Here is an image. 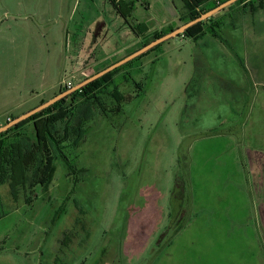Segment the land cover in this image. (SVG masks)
Masks as SVG:
<instances>
[{
    "label": "rangeland",
    "instance_id": "1",
    "mask_svg": "<svg viewBox=\"0 0 264 264\" xmlns=\"http://www.w3.org/2000/svg\"><path fill=\"white\" fill-rule=\"evenodd\" d=\"M196 1L204 9L222 0ZM246 4L212 23L223 27ZM186 6L182 0H137L127 22L109 0H0V123L54 98L75 73L89 68L78 85L182 26ZM133 22L145 24L147 33L135 35ZM229 22L216 36L222 33L234 50L242 42L264 52L258 24L246 20L243 33L240 24L232 22L235 30ZM204 30L197 25L190 34ZM188 39L182 34L162 43L103 83L110 92L117 87L125 100L101 99V112L79 147L69 149L67 162H56L47 192L39 186L30 203L15 204L8 187L0 188L6 213L0 219V264H264L261 196L255 213L253 203L248 216L244 208L234 210L238 199L226 188V154L210 147L214 138H202L210 146L199 150L194 107L183 120L194 69ZM254 81L264 83V77ZM221 92L218 98L227 93ZM223 111L210 112L203 127L229 119ZM189 155L191 178L183 160ZM231 180L237 181L235 175ZM156 194L154 228L136 239L145 199Z\"/></svg>",
    "mask_w": 264,
    "mask_h": 264
},
{
    "label": "crops",
    "instance_id": "2",
    "mask_svg": "<svg viewBox=\"0 0 264 264\" xmlns=\"http://www.w3.org/2000/svg\"><path fill=\"white\" fill-rule=\"evenodd\" d=\"M241 5L239 7H242ZM236 8L233 7L219 16L225 17ZM235 13L236 17L230 15V18L226 20L227 22L220 29H228L229 21H231L235 30L237 29L235 24L238 23L240 24L238 27L243 32V25L248 20L251 25L258 24L259 33L264 37V7L256 13L246 12L244 8L237 9ZM242 32L240 31L241 36L244 38V32ZM197 38L186 40L193 46L194 69L192 77L186 85V105L182 112L184 115L183 120L188 117L186 114L187 108L189 106L194 107L193 112L196 115V120H193L195 122L193 128L199 133L193 135V137H196L195 140L202 143L199 150L203 151V146H210L200 141L202 138H214L212 139L214 146L211 145L210 147L216 151L220 150V156L226 154L227 157L228 170L225 172V178L229 179L226 182V188H229L230 198L238 199V204L234 207V210L240 207L244 208L245 210H242V213L247 215L250 204L253 203L252 208L254 211L256 196H261L262 204L258 210V218L261 219L264 228V114L260 116L256 113L257 110L259 113L264 112V83L263 81L262 83L254 81L255 78L261 79L264 77V52H261L258 46L257 48L253 47V50L252 48L246 49L243 47L242 42L239 49L234 50L229 47L228 41L223 38L222 33L218 36L216 34H205ZM239 51L245 53L246 59L239 54ZM216 58L219 60V66H213ZM250 70L252 72L256 71V74H251ZM88 71L89 68L75 73L73 80L70 81L72 87L76 85V79L81 75H87ZM234 75L238 77V80L234 79ZM256 86L261 90L255 91ZM222 89H225L227 93L224 94L225 96H219L218 98V95L222 94ZM35 107L28 109L21 115ZM221 108L224 110L223 113L229 114V119H224L218 124L215 123L204 128L202 122L205 121L206 116L210 112H218ZM15 118L17 117L13 115L8 116L6 123ZM6 123H0V127ZM201 130L206 131L202 132ZM192 159L194 158L191 155L186 156V158L183 156L184 163L188 166L190 178L192 162H194ZM199 170L202 169L199 168ZM195 171H197L196 168ZM232 175H235L237 181H230ZM159 196L160 194H156L154 200ZM0 215L5 217L6 213L4 214L1 210Z\"/></svg>",
    "mask_w": 264,
    "mask_h": 264
},
{
    "label": "trees",
    "instance_id": "3",
    "mask_svg": "<svg viewBox=\"0 0 264 264\" xmlns=\"http://www.w3.org/2000/svg\"><path fill=\"white\" fill-rule=\"evenodd\" d=\"M109 1L117 13L127 22H129V19L134 18L137 0ZM182 1L186 3V10L188 11L187 14L181 13L180 15L182 22L185 24L198 18L202 13L216 8L227 0L214 2L204 9H202L203 1ZM247 1L249 0H239L210 19L198 23L197 25H202L205 28L203 33L192 36L190 31L193 26L183 35L192 40L198 39L197 37L205 34L215 35L217 30L220 29V25L219 23H212L213 18ZM263 7L264 0H251L244 6V10L256 13L262 10ZM131 29L138 36L144 35L148 31L145 24H137L135 22L132 23ZM173 30L175 29L157 35L153 40ZM153 40L145 43V45L151 43ZM160 45L154 49H158ZM134 61L115 69L67 98L60 100L53 106L0 134V188L3 186L8 187V192L13 203H19L20 200L24 199L27 204L30 203L31 195H34V190L39 186L42 187L43 191H48L57 171L56 162H67L69 149L79 147L87 133L88 127L96 121L101 112V99L109 95L108 97L110 98L108 99L107 97L106 101L112 100L121 103L122 100H125V96L117 90V87H114L113 91L110 92L108 91V87H103V83L120 69L131 67ZM67 89L62 88L61 91ZM94 90L96 92H93ZM78 97H81L83 100L77 105L76 99ZM68 101L71 102L68 104ZM30 125L33 126V133L29 130ZM68 167L71 169L69 163ZM1 207L2 201L0 197V209ZM0 217L3 218L4 216L0 215Z\"/></svg>",
    "mask_w": 264,
    "mask_h": 264
},
{
    "label": "water",
    "instance_id": "4",
    "mask_svg": "<svg viewBox=\"0 0 264 264\" xmlns=\"http://www.w3.org/2000/svg\"><path fill=\"white\" fill-rule=\"evenodd\" d=\"M238 1L239 0H227L226 2L217 6L216 8H213V9H211L205 13H202L198 18H196V19H194L188 23L183 24L182 26L176 28L175 30L171 31L170 33H168V34H166V35H164L158 39L153 40L151 43L143 46L138 51L131 53L130 55L121 59L119 62L114 63V64L110 65L109 67H107L106 69H104V70L96 73L95 75L85 79L83 82L79 83L78 85H76L72 88H69L67 90L61 91L59 94H57L51 100L40 104L39 106L33 108L29 112L13 119L12 121H9L4 126H1L0 127V134L9 130L10 128L20 124L21 122L31 118L32 116L44 111L45 109L53 106L55 103L59 102L60 100L67 98L68 96H70L73 93L81 90L83 87H85L88 84L100 79L101 77H103L106 74L114 71L115 69L126 65L127 63H129V62L133 61L134 59L140 57L141 55L152 50L153 48L157 47L158 45H160V44H162V43H164V42H166L172 38L178 37L179 35L184 34L189 28L197 25L198 23H201V22H204V21L210 19L211 17L215 16L220 11H222V10L226 9L227 7L235 4Z\"/></svg>",
    "mask_w": 264,
    "mask_h": 264
},
{
    "label": "flooded vegetation",
    "instance_id": "5",
    "mask_svg": "<svg viewBox=\"0 0 264 264\" xmlns=\"http://www.w3.org/2000/svg\"><path fill=\"white\" fill-rule=\"evenodd\" d=\"M147 199H149L150 201L148 200L149 202H147V200L145 199V203H144L145 206L143 207V210H142V214H144V217L142 218L141 223L136 229V233H135L137 234V236L135 237L136 239L142 238V234L147 232L146 228H148V226L153 225L152 229L154 228V223H155L154 216H156V211L154 210L153 203H155V200L153 196ZM145 223H149V224L146 225Z\"/></svg>",
    "mask_w": 264,
    "mask_h": 264
},
{
    "label": "built area",
    "instance_id": "6",
    "mask_svg": "<svg viewBox=\"0 0 264 264\" xmlns=\"http://www.w3.org/2000/svg\"><path fill=\"white\" fill-rule=\"evenodd\" d=\"M64 88H72V82H66L64 83Z\"/></svg>",
    "mask_w": 264,
    "mask_h": 264
}]
</instances>
